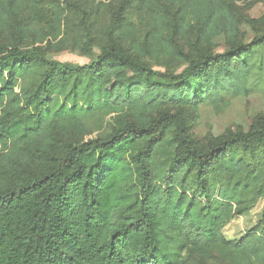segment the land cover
<instances>
[{"label":"trees","instance_id":"1","mask_svg":"<svg viewBox=\"0 0 264 264\" xmlns=\"http://www.w3.org/2000/svg\"><path fill=\"white\" fill-rule=\"evenodd\" d=\"M239 1L0 0V264H264V214L223 234L264 197V114L205 144L185 116L264 72Z\"/></svg>","mask_w":264,"mask_h":264},{"label":"rangeland","instance_id":"2","mask_svg":"<svg viewBox=\"0 0 264 264\" xmlns=\"http://www.w3.org/2000/svg\"><path fill=\"white\" fill-rule=\"evenodd\" d=\"M239 4L252 18L264 16V0H240ZM241 31L245 42L250 41L254 35V31L247 24H243ZM4 33L0 29V36L2 35L0 38L2 41H8ZM225 48L226 43L223 38H220L217 42V50L223 51ZM98 53V49H94L91 56L70 49H62L49 51L47 56L52 60L82 65L94 61ZM260 57V54H254L252 62L257 64ZM252 80L254 82L252 90L247 95L226 96L217 104L204 103L197 109L185 110L186 119L200 142L205 144L212 138L237 130H247L257 115L264 114V72L262 69L255 70ZM98 132L94 130L85 138H93ZM263 214L264 197L260 198L256 205L246 213L229 221L223 228L224 236L232 241L241 239L262 219Z\"/></svg>","mask_w":264,"mask_h":264}]
</instances>
